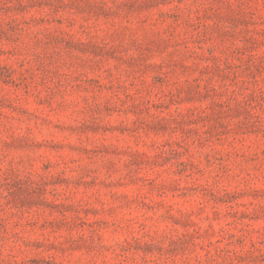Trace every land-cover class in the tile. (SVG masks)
Instances as JSON below:
<instances>
[{
  "label": "rangeland",
  "instance_id": "374dc122",
  "mask_svg": "<svg viewBox=\"0 0 264 264\" xmlns=\"http://www.w3.org/2000/svg\"><path fill=\"white\" fill-rule=\"evenodd\" d=\"M0 264H264V0H0Z\"/></svg>",
  "mask_w": 264,
  "mask_h": 264
}]
</instances>
